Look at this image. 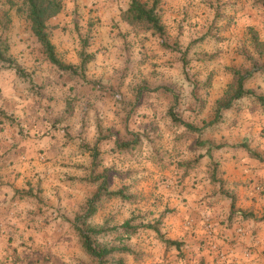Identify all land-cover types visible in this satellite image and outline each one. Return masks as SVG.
Wrapping results in <instances>:
<instances>
[{
	"label": "rangeland",
	"instance_id": "374dc122",
	"mask_svg": "<svg viewBox=\"0 0 264 264\" xmlns=\"http://www.w3.org/2000/svg\"><path fill=\"white\" fill-rule=\"evenodd\" d=\"M62 1V12L50 24L51 40L76 75L47 61L28 21L16 11L21 0H0V36L10 59L0 70L14 73L19 91L33 99L35 113L47 125L39 132L48 134L51 150L43 161L47 174L34 181L30 193L57 230L47 239L51 248L42 243L44 249L27 248L35 258L27 255L25 263L96 264L82 250L75 227L106 229L96 241L119 245L122 231L111 229L130 221L140 229L124 241L132 254L114 255L123 264H226L234 237L227 249L223 245L211 254V245L193 239L191 215L211 188V193L225 191L218 159L209 152L247 140L242 133L254 123V97L233 101L218 118L215 108L235 85L232 68L246 75V89L264 94V56L256 61L248 30L264 42V6L258 0H160L164 38L172 50L157 36H135L120 20L130 0ZM81 55H87L84 69ZM51 81L66 87L56 101L43 89ZM179 120L197 131L186 130ZM119 190L125 199L106 196ZM99 192V200L89 204ZM234 218L224 223L232 227ZM146 224L157 225L180 248L166 251Z\"/></svg>",
	"mask_w": 264,
	"mask_h": 264
},
{
	"label": "crops",
	"instance_id": "0c3cea01",
	"mask_svg": "<svg viewBox=\"0 0 264 264\" xmlns=\"http://www.w3.org/2000/svg\"><path fill=\"white\" fill-rule=\"evenodd\" d=\"M46 84L43 89L55 94V101L60 90L66 89L53 81L51 87ZM32 102V98L19 91L16 75L0 70V264H26L27 255L35 258L27 253V248L33 245L44 249L41 243L51 248L47 239L57 230L49 222L50 213L39 210L37 199L30 193L34 181L47 174V163L43 161L51 153L48 134L39 132H46L47 125L38 117L40 112L35 113ZM253 103L250 117L254 123L242 133L247 140L209 152V156L218 159L225 191L218 193L214 188L211 193V188L191 215L197 234L193 239L211 245H208L211 254L223 245L225 249L232 247L226 264H264V105ZM38 132L43 137L38 138ZM251 152L259 158L250 155ZM231 212L235 217L232 227L224 223ZM203 227L205 230L197 229ZM230 236L234 237V243L228 246ZM17 252L19 257L14 255ZM12 257L14 263L8 261Z\"/></svg>",
	"mask_w": 264,
	"mask_h": 264
},
{
	"label": "trees",
	"instance_id": "16d2710c",
	"mask_svg": "<svg viewBox=\"0 0 264 264\" xmlns=\"http://www.w3.org/2000/svg\"><path fill=\"white\" fill-rule=\"evenodd\" d=\"M256 3H260L264 6V0H258ZM16 11L20 14H23L25 19L29 23V28L31 34L36 39V42L40 45L42 49V53L44 54L47 61L56 68L59 72H64L65 74L76 75L77 70L74 66L70 64H65L59 57L56 47L51 40L50 30L53 28L49 24V21L58 16L63 10V1L62 0H21L20 5H15ZM120 20L126 23L132 30V33L135 36L141 35H154L157 36L160 40V45L164 48L173 49V47L169 46L165 41V26L162 23L161 19V6L160 0H151V1H142V0H130L127 7L120 11L119 13ZM250 33V43L251 48L256 54V61L259 62L262 60L264 56V42L260 41L256 31L249 27ZM85 44V40L82 39ZM9 51V45L7 44L4 37L0 36V64L7 62L10 63V59L6 57V54ZM186 51H183L185 54ZM87 55H81V68L84 69L85 64L87 62ZM233 77L236 79L234 87H231V93L229 97L225 100H219L216 103L215 108V116L218 118L221 115L222 110H228L232 106L233 101L240 100L244 97H254L256 101L264 105V95H255L253 91L246 89L244 87V80L246 75L242 74V72L236 68L230 69ZM15 71L20 73V69L18 70L15 67ZM120 100L119 97H117ZM72 108L71 103L67 101L66 103V112L67 115H70ZM170 116H172L173 120H178L171 112ZM180 121V120H179ZM180 124L186 130H196L193 129L192 125L180 121ZM96 134L100 135L103 133V129L99 122L95 125ZM134 144L125 145L123 148H118V151L132 148ZM96 149V148H95ZM93 153V158L96 157V151ZM218 149V147L216 148ZM250 155L259 158L255 153H250ZM105 188L103 185L100 188V191ZM107 197H120L125 199L126 197L123 195V192L120 190L117 192L107 193ZM100 192L97 193L88 203H92L94 200H99ZM94 204V203H93ZM94 208V207H93ZM92 209V208H91ZM90 209V210H91ZM94 211H88L87 214H93ZM234 212L229 214L228 219H232ZM144 228L152 229L155 234L158 236L160 241L164 244L165 250L168 251L171 247L180 248L181 243L176 240H170L163 237L161 232L158 230L157 225L155 224H146L143 225ZM80 237V245L85 254H87L90 258H92L96 264H123L122 258H114V255H122V254H132V250L127 243L124 241H130L132 235L140 229V227H136L131 225L130 221H125L119 226L112 227L111 230H121L122 238L119 245L116 244H103L96 241V237L103 235L106 232V229H97L92 227H75Z\"/></svg>",
	"mask_w": 264,
	"mask_h": 264
}]
</instances>
